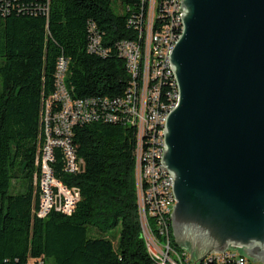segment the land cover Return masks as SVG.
<instances>
[{
	"label": "trees",
	"instance_id": "16d2710c",
	"mask_svg": "<svg viewBox=\"0 0 264 264\" xmlns=\"http://www.w3.org/2000/svg\"><path fill=\"white\" fill-rule=\"evenodd\" d=\"M114 1L51 0L49 13L35 9L42 0L23 12L3 14L0 8V264L154 263L142 234L132 126L101 120L77 125L74 142L84 170L66 172L60 149L52 166L56 177L80 190V200L70 215H37L41 112L56 90L59 58L68 59L65 81L74 97L118 96L130 84L117 44L138 38L133 15L144 0H121L122 12ZM92 23L110 49L106 56L88 51ZM114 106H121V97H114ZM170 232L177 251H187L171 226Z\"/></svg>",
	"mask_w": 264,
	"mask_h": 264
},
{
	"label": "water",
	"instance_id": "95a60500",
	"mask_svg": "<svg viewBox=\"0 0 264 264\" xmlns=\"http://www.w3.org/2000/svg\"><path fill=\"white\" fill-rule=\"evenodd\" d=\"M182 7L170 55L179 104L164 130L173 235L197 263L232 245L263 258L264 0Z\"/></svg>",
	"mask_w": 264,
	"mask_h": 264
},
{
	"label": "built area",
	"instance_id": "2783aa9c",
	"mask_svg": "<svg viewBox=\"0 0 264 264\" xmlns=\"http://www.w3.org/2000/svg\"><path fill=\"white\" fill-rule=\"evenodd\" d=\"M25 1V3H21ZM38 0H1V12L34 9ZM38 5L37 11L49 13L51 0ZM29 2V3H28ZM28 3V4H27ZM180 4L177 0H144L140 10L133 15L132 27L137 39H124L119 47L128 49L125 60L130 74V84L122 95L108 97H74L65 78L68 59L61 56L56 69V90L45 99L41 112L44 143L39 150L37 164L41 167L36 182L40 185L39 217H45L52 210L72 214L80 200V190L69 187L54 173L56 150L64 157V170L80 173L84 161L77 154L74 142V128L85 121L101 120L108 123H123L136 129V149L139 150L136 189L141 217L146 219V230L142 231L145 244L153 264H207L197 263L187 247V254H180L171 242L168 221L177 203L173 176L167 175L163 162L165 145H161V131L164 130L163 114L171 108L172 94L169 89L171 75V40L177 35L180 25ZM146 17H153V25H146ZM95 38V49L90 53L101 56L110 49L102 44V37L95 24L90 26ZM144 39H152V50H144ZM73 90V89H72ZM114 97H121V106H114ZM145 159H152V166H145ZM243 246L232 245L224 251L207 254V259H222V264H264V257H251ZM28 264H42V260L31 259Z\"/></svg>",
	"mask_w": 264,
	"mask_h": 264
},
{
	"label": "bare ground",
	"instance_id": "6f19581e",
	"mask_svg": "<svg viewBox=\"0 0 264 264\" xmlns=\"http://www.w3.org/2000/svg\"><path fill=\"white\" fill-rule=\"evenodd\" d=\"M177 4H180V10H179V17H180V25L177 26V35L176 37L173 38V40H171V51L174 50L175 46L177 45L183 29H184V24H183V7H182V0H177ZM146 25H153V17H147L146 19ZM94 45L91 46V48L93 49L95 47V39L93 40ZM144 50H152V39H144ZM120 53L122 55V57L125 60H128V49H126V47H120ZM171 75H172V84H173V92L172 94H174V98H179V87H178V83L175 77V73L173 70V66L171 63ZM179 104V99H172V106L171 108H169L168 110L165 111V114H163V123H164V130L166 127V120L167 117L171 114V112L178 106ZM164 130L161 131V145H165V135H164ZM137 161H139V150H137ZM145 166H152V159H145ZM136 170H137V164H136ZM137 173V179H139V171H136ZM167 175H172L170 173V171L167 168ZM141 217V214H140ZM146 220L144 219V217H141V222L143 223V221ZM170 226L172 229V220L168 221V232H170ZM143 227V226H142ZM144 231V230H143ZM178 253L180 254H187V251L184 250L182 252L178 251ZM199 263H207V264H222V259H207V256H205L204 258H202Z\"/></svg>",
	"mask_w": 264,
	"mask_h": 264
},
{
	"label": "rangeland",
	"instance_id": "374dc122",
	"mask_svg": "<svg viewBox=\"0 0 264 264\" xmlns=\"http://www.w3.org/2000/svg\"><path fill=\"white\" fill-rule=\"evenodd\" d=\"M113 6H114V8H115V10L117 11V12H122L123 10H124V7H123V5H122V2H121V0H115L114 2H113ZM142 226H143V230H146V220H144L143 221V223H142ZM120 228H121V226L119 225V227H117V229H115V231L114 232H119L120 231ZM178 241V240H177ZM178 243L180 244V242L178 241ZM186 247V246H185ZM187 248V247H186Z\"/></svg>",
	"mask_w": 264,
	"mask_h": 264
}]
</instances>
